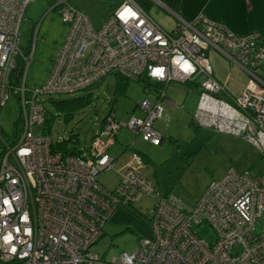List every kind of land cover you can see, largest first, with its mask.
Here are the masks:
<instances>
[{
  "label": "built area",
  "instance_id": "2783aa9c",
  "mask_svg": "<svg viewBox=\"0 0 264 264\" xmlns=\"http://www.w3.org/2000/svg\"><path fill=\"white\" fill-rule=\"evenodd\" d=\"M30 1L0 0V109L10 95L20 107L12 135L4 139L0 130V264H264V221L259 220L264 173L229 168L192 205L157 189L154 178L140 171L143 161L135 151L117 170L113 190L98 181L102 171L113 168L116 159L108 151L122 127L156 146L165 141L154 123L169 103L166 88L172 81L202 77L198 122L242 136L264 154V33L237 36L201 11L185 19L159 0L157 6L174 17L172 28L136 0H114L106 21L94 27L69 0H47L49 10L59 8L68 31L46 79L28 86L37 29L26 51L18 41ZM209 48L246 73L240 95L214 78ZM107 74L149 79L146 96L137 102L142 116L119 122L112 106L85 152L54 148L40 97L76 94ZM220 93L226 99L216 96ZM148 194L154 197L148 215L154 237L140 238L131 253L103 260L91 248L114 208ZM202 225L212 229L213 241L198 235Z\"/></svg>",
  "mask_w": 264,
  "mask_h": 264
},
{
  "label": "rangeland",
  "instance_id": "374dc122",
  "mask_svg": "<svg viewBox=\"0 0 264 264\" xmlns=\"http://www.w3.org/2000/svg\"><path fill=\"white\" fill-rule=\"evenodd\" d=\"M148 1L153 5L149 10L150 15L163 27L172 28V14L157 6V1ZM68 2L73 9L88 15L94 27L101 26L115 6L114 0ZM50 6L51 3L47 0H31L20 23L18 47L22 51L32 45V33L37 29L34 55L26 76L28 86L39 85L46 79L68 31V26L61 20L59 8L49 10ZM208 57L214 73L221 76L220 80L224 81L227 90L235 96L240 95L248 79L246 73L212 48L208 49ZM141 80L149 82L144 75ZM115 83L116 76L107 74L87 91L41 96L50 113L49 130L45 131L51 140L54 143L65 140L69 151L85 152L112 106L114 117L119 122L142 116L137 107V102L146 96L141 81L129 78L125 93L118 94L114 101ZM88 94L90 101L69 113L57 109L52 102ZM166 95L165 100L169 103L163 104L162 117L154 123L155 128L166 138L165 141L156 146L122 127L108 151L116 159L113 168L102 171L98 176L99 183L105 188L113 190L117 186V170L131 160L134 151L143 159L140 171L154 178L155 187L162 192L176 194L188 205L194 204L207 184L220 179L229 168L264 173V154L252 143L242 136L224 134L213 127L199 124L195 116L199 92L193 84L172 81L166 88ZM19 108L16 97L10 95L0 109V130L4 139L7 135H12L17 125ZM70 137L72 139L68 140ZM153 204L154 197L149 194L130 205L118 204L104 224L102 237L91 249L103 260L111 262L123 252H133L140 238L152 239L154 230L148 215ZM259 220L264 221V212ZM198 235L205 240H214L213 231L207 225L198 228Z\"/></svg>",
  "mask_w": 264,
  "mask_h": 264
},
{
  "label": "crops",
  "instance_id": "0c3cea01",
  "mask_svg": "<svg viewBox=\"0 0 264 264\" xmlns=\"http://www.w3.org/2000/svg\"><path fill=\"white\" fill-rule=\"evenodd\" d=\"M200 11L209 20L224 25L237 36L264 31V0H180L174 12L182 18L193 19ZM213 75L224 83L214 70Z\"/></svg>",
  "mask_w": 264,
  "mask_h": 264
},
{
  "label": "trees",
  "instance_id": "16d2710c",
  "mask_svg": "<svg viewBox=\"0 0 264 264\" xmlns=\"http://www.w3.org/2000/svg\"><path fill=\"white\" fill-rule=\"evenodd\" d=\"M138 3L141 4V6L147 11L149 12V10L153 7L152 3L148 0H136ZM165 6H167L168 8H170L173 11H176L177 6L180 2V0H160ZM262 33H264V31H260ZM116 76V83H115V90H114V98L113 100L115 101L116 98L118 97V94H123L125 93V89L126 86L128 84L129 78L122 76L120 74H114ZM201 79L202 77H200L198 80L195 81H191L189 82V84H193L194 88L199 92L201 90ZM136 81H141V84L143 86V89L145 88V82L141 80V78L139 79H135ZM97 84V83H96ZM96 84L92 85L91 87L95 86ZM89 88H86L83 91H87ZM90 94H88L87 96H78V97H74L71 99H63V100H52V102L54 103V105L56 106L57 109L59 110H63L66 112H70L72 110H74L75 108H77V106L79 105H84L87 104L90 101ZM219 98L224 97L223 93H220L218 95H216ZM50 113L47 110L46 113V119H45V123H44V128L49 130V125H50ZM72 137H70L68 140H71ZM76 139H73V141ZM54 148H58V149H67V145H66V141L63 140L61 142H56L55 146H53ZM142 158V157H141ZM143 160V159H142Z\"/></svg>",
  "mask_w": 264,
  "mask_h": 264
},
{
  "label": "bare ground",
  "instance_id": "6f19581e",
  "mask_svg": "<svg viewBox=\"0 0 264 264\" xmlns=\"http://www.w3.org/2000/svg\"><path fill=\"white\" fill-rule=\"evenodd\" d=\"M207 105H208V104H207L205 101H203V103L201 104V106L199 107V109L204 111V110H206L205 107H206Z\"/></svg>",
  "mask_w": 264,
  "mask_h": 264
},
{
  "label": "water",
  "instance_id": "95a60500",
  "mask_svg": "<svg viewBox=\"0 0 264 264\" xmlns=\"http://www.w3.org/2000/svg\"><path fill=\"white\" fill-rule=\"evenodd\" d=\"M163 6H164V8H168V7H166L164 4H163Z\"/></svg>",
  "mask_w": 264,
  "mask_h": 264
}]
</instances>
